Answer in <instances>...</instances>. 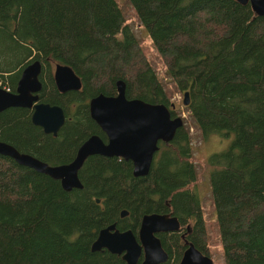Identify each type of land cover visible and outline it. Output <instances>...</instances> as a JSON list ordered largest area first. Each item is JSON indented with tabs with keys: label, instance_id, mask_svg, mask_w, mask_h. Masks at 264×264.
I'll list each match as a JSON object with an SVG mask.
<instances>
[{
	"label": "trees",
	"instance_id": "trees-1",
	"mask_svg": "<svg viewBox=\"0 0 264 264\" xmlns=\"http://www.w3.org/2000/svg\"><path fill=\"white\" fill-rule=\"evenodd\" d=\"M132 1L136 4L138 15L148 21L146 27L150 32L161 19L156 1ZM232 1L235 3H231L234 10L240 7L241 4ZM115 9L111 3L106 5L110 15L106 14L109 19L112 17V21L119 16L116 14L118 9L117 12ZM97 10L95 0H0V78L7 84L3 87L15 92L21 70L29 62L39 60L43 65L40 74V101L58 105L65 112V122L57 135L53 136L32 123L30 109H5L0 113L1 141L50 165L63 164L73 159L79 145L91 134H100L101 130L90 117L88 102L91 97L100 93L115 94L116 81L125 82L129 95H132L137 85L142 84L148 97L146 101L161 102L159 82L157 79H150V65L146 56L137 48L134 49L133 45V51L129 52V44L118 36V32L98 20ZM150 18L153 21L150 22ZM114 22L116 26L117 22ZM193 23V18L189 17L185 30L190 31L189 28L194 27ZM242 26L247 34L246 53L249 60L240 67L238 75L232 76V80L239 83V90L237 100L233 101V119L226 121L233 125V140L238 139L240 147L236 148L230 162L225 165L217 164L219 167L212 171L215 178L211 180L210 186L212 198L219 204L216 207L217 216L226 217L222 228L224 255L231 256L232 264H264V203H258V199L264 197L256 183L246 180V173L256 177L260 172V160L249 142L257 125L264 124V16L255 17L251 13ZM237 30L238 23L234 20L208 24L196 41L200 53L204 58L216 59L215 66L222 64L233 51L229 49L218 58V45L222 41L231 40ZM162 45L177 53L180 50L176 44L173 46L166 41ZM163 59L167 74L175 72L173 58ZM56 63L68 65L80 78L82 85L79 90L58 91L52 76V68ZM162 144L163 147L164 143ZM87 163L90 164L89 168L84 171V167L79 172V176L83 178V187L65 191L58 180L0 155V258L11 231L10 218L14 214L17 217L19 214L23 215L18 229L29 244V241L42 242L37 238L36 232L39 226L46 223L53 225L57 234L64 233V227L59 226L54 215L57 210L64 215L66 211L72 214L66 217L68 228L74 225L102 226V223L111 218L107 213L98 211L99 204L96 208H88L82 202L86 212L78 211L70 202L76 197H108L112 199L110 201L113 208L124 203L132 204L134 211H137L140 207H145L141 202H144L142 199L148 193L161 194L159 190L156 191L157 188L151 190L148 187L147 192L143 191L139 197L136 188L147 182L149 176L143 180L142 177H134L128 161L93 157ZM164 183L170 185L166 181ZM135 193L136 200L133 198ZM119 195L125 197L120 200L113 198ZM195 196L192 195L193 198ZM262 198L260 202H263ZM178 199L179 206L196 211L195 216L200 212L199 199H192L186 205L183 204V198ZM97 215L101 216L98 221L95 219ZM129 225L134 227L131 223ZM198 229L202 245L205 235L201 220ZM87 231L70 235L75 242L71 245L61 243L57 248L60 256H50L49 264H85L91 236L95 239L97 235V230L94 234ZM199 250L203 254L207 253L205 247L203 251L202 248ZM97 256L100 258L98 264L105 262L106 257H101L100 254ZM33 259L34 264H43L41 257ZM115 259L119 261L117 256Z\"/></svg>",
	"mask_w": 264,
	"mask_h": 264
},
{
	"label": "rangeland",
	"instance_id": "rangeland-1",
	"mask_svg": "<svg viewBox=\"0 0 264 264\" xmlns=\"http://www.w3.org/2000/svg\"><path fill=\"white\" fill-rule=\"evenodd\" d=\"M95 1L98 6L96 14L98 20L106 27L115 29L118 32V36L129 44V52H132L135 47L146 56L150 65V79H157L159 82L158 92L161 103L171 109L173 117L180 116L183 119V124L178 128L174 137L165 142L164 146L155 153L153 168L145 176V179L149 176L148 181L136 188L138 196L143 191L147 192L148 187L151 190L157 188L156 191L159 190L161 194L148 193L146 198L142 199L144 202H141L145 207H140L137 211H134L132 204L123 203L113 208L110 201L112 199L101 197L102 203L100 208L98 207V211L101 210L107 213L109 217L111 216L106 222L102 223V226L95 224L93 227H78L74 225L68 228L69 224L67 225L66 217L72 216V214L70 211H66L64 215V213L57 210L54 212L55 218L59 226L64 227L66 231L63 228L64 233H59V235L53 225L46 223L44 226H39L36 232L37 238L41 239L42 242L29 241V244L18 229L21 226L23 215L19 214L17 217L14 214L10 218L11 231L5 241L0 264H34L33 257H41L43 264H46V259L49 258V264L51 262L50 256L59 255L57 248L61 243L65 242L71 245L75 242L71 240L70 235L87 230L94 234L96 230L105 225L114 223L116 226L114 221H117L120 227H131L136 231L126 221L118 219L117 213L120 206L128 210L129 223L136 220V217L143 212L159 213L168 210L167 214H173L182 223L186 217L184 213L186 208L179 206L180 200L178 198H183V204L186 205L192 201V195H196V193L201 207L202 228L205 231V242L202 244V251L205 247L207 253L204 254L209 256L214 264H232L231 256L228 254L225 256L223 251L224 231L222 228L226 222V217L224 215L219 217L216 214V207L219 204L215 203L212 198L210 182L215 178L212 171L219 167L217 164L223 163L225 165L230 162L234 151L240 147L238 146L239 140H236V138L233 140L235 131L233 125H229L226 121L233 119V101L237 100L236 95L239 90V83L232 80V76L238 75L240 67L249 60H247L246 53L247 34L242 25L250 17L251 8L249 5H239L240 7L234 10V6L231 5V3H234L232 0H155L161 19L154 24L153 29L149 32L146 27L148 21L137 15L134 1ZM108 1L112 7L116 8L115 12L118 9L116 14L119 16L114 18L113 21L111 20L112 17L110 16L109 19L107 15H110V12L106 10V5L109 4ZM189 17L194 20V27H190V31L185 30L188 27L186 24ZM224 20L236 21L238 30L231 40L222 41L221 45H218L216 52L218 58L229 49H232L233 52L222 64L215 66L216 59L204 58L196 41H198L208 24ZM114 21L117 22L116 26ZM151 21L153 19L150 18ZM163 41L173 46L176 44L180 49L179 52L166 49L162 45ZM162 56L163 58H173L175 72L167 74L166 64ZM53 70L54 66L52 73ZM0 81L1 87L7 86L1 78ZM141 85H137L133 89L132 96L148 100L144 87ZM185 91H188L191 97L188 106H184L182 103ZM262 103L264 105V101ZM171 104H174V107H171ZM252 135L249 146L253 148L260 160V172L256 177H251L250 173H246V180L256 183V187L264 197V124L257 125ZM228 147L229 151L226 152ZM89 165V163L86 164L84 171L89 168ZM259 178H262V180H259ZM164 181L172 186L164 185ZM135 195L136 193L133 198L136 200ZM87 197L79 196L70 202L78 211L86 212L82 202L88 208H96L98 206L95 202L96 199H87ZM122 197H125V195L113 198L120 200ZM261 198L258 199L259 204L264 203V198H262L263 202H260ZM171 199L170 204L165 203V200ZM130 200L128 199V201ZM100 217V215H97L95 219L98 221ZM94 226L97 228L95 229ZM164 239L165 250L169 258L162 264H177L181 250L175 244L178 241L176 238L172 241H168L167 237H164ZM93 241L94 236H91L89 253L85 255V264H98L100 258H97V254L106 257L105 262L102 264H121L122 260L119 255H115L119 258L117 262L114 254L106 250L93 252L91 250Z\"/></svg>",
	"mask_w": 264,
	"mask_h": 264
},
{
	"label": "water",
	"instance_id": "water-1",
	"mask_svg": "<svg viewBox=\"0 0 264 264\" xmlns=\"http://www.w3.org/2000/svg\"><path fill=\"white\" fill-rule=\"evenodd\" d=\"M241 5H249L255 17L264 16V0H235ZM38 60L26 65L20 73L15 92L0 86V113L10 107L32 109L31 121L42 128L44 133L56 135L65 122V112L58 105L39 100L41 82ZM53 79L60 92L79 90L81 80L65 64L56 63ZM116 94L103 93L89 99L88 109L91 119L105 134V143L97 134L87 138L77 149L72 161L50 165L27 153L18 151L14 146L0 140V155L13 159L18 165L58 180L63 190L72 191L83 187L79 170L85 160L92 155L118 157L132 162L135 177L148 174L158 140L170 141L183 120L172 117L169 108L162 103H150L141 98L127 99L126 84L123 80L115 83ZM182 103H190L189 92L183 93ZM96 203H99L97 198ZM127 211H121L124 217ZM179 229L178 220L167 213L144 214L138 230V237L131 229L120 231L115 224L101 228L91 244L93 252L108 251L120 255L121 264H162L168 254L162 248L157 234L175 232ZM142 257L141 261L140 258ZM179 264H214L209 256L202 254L193 246L186 249Z\"/></svg>",
	"mask_w": 264,
	"mask_h": 264
},
{
	"label": "flooded vegetation",
	"instance_id": "flooded-vegetation-1",
	"mask_svg": "<svg viewBox=\"0 0 264 264\" xmlns=\"http://www.w3.org/2000/svg\"><path fill=\"white\" fill-rule=\"evenodd\" d=\"M116 6V5H115ZM136 13H137V15H138V12L136 11ZM34 61H36V60H34ZM39 61V60H38ZM33 61H31V62H29L28 64H30V63H32ZM40 62V64H41V70H40V73H39V80H40V74H41V71H42V67H43V65H42V62L41 61H39ZM28 64H26V65H28ZM55 66V65H54ZM53 72H54V70H53ZM52 76H53V73H52ZM41 82V81H40ZM41 85H42V83H41ZM42 88V87H41ZM116 94V93H115ZM115 94H110V95H108V96H113V95H115ZM125 96H126V98L127 99H132V98H136L135 96H132V95H128V93H127V86H126V89H125ZM189 99H190V101H191V97H190V93H189ZM39 100H40V98H39ZM144 100V99H143ZM146 101V100H145ZM147 102H150V101H147ZM150 103H152V102H150ZM156 103H161V102H156ZM171 107H174V104H171ZM62 108V107H61ZM169 108V107H168ZM27 109H29V108H27ZM31 111H32V109H30ZM169 112H170V114H171V116H172V113H171V109L169 108ZM32 114V113H31ZM173 117V116H172ZM36 126V125H35ZM98 126V125H97ZM39 127V126H38ZM62 127V126H61ZM99 127V126H98ZM41 128V127H40ZM42 129V128H41ZM100 129V128H99ZM101 130V129H100ZM59 131V130H58ZM177 132V131H176ZM58 133V132H57ZM46 134H50V133H46ZM176 134V133H175ZM53 135V134H52ZM57 135V134H56ZM56 135H53V136H56ZM91 135H94V134H91ZM90 135V136H91ZM97 135L106 143L107 142V140H106V136H105V134L102 132V131H100V134H98L97 133ZM89 136V137H90ZM88 137V138H89ZM84 142V141H83ZM82 142V143H83ZM81 143V144H82ZM162 143H165V142H163L162 140H158V142H157V148H156V151H155V153L157 152V151H159V149H161V147H162ZM80 146V145H79ZM79 148V147H78ZM77 148V149H78ZM77 152V151H76ZM155 153H154V155H155ZM75 155H76V153H75ZM154 155H153V159H152V163H151V167H150V170H149V172H148V174L150 173V171H151V169L153 168V163H154ZM75 157V156H74ZM73 157V158H74ZM93 157H105V158H118V157H106V156H102V155H92V156H89L86 160H85V162L83 163V165H82V167L80 168V170H79V172L81 171V169L82 168H84V167H86V164H87V162H88V160L89 159H91V158H93ZM119 159H123V158H119ZM73 160V159H72ZM72 160H70V161H72ZM124 160V159H123ZM69 161V162H70ZM126 161V160H125ZM128 162H130V164H131V171H132V169H133V165H132V162L131 161H129V160H127ZM69 162H67V163H69ZM64 164V163H63ZM148 174H146V175H144V176H139L142 180L145 178V176H147ZM134 176V175H133ZM135 177V176H134ZM138 178V177H137ZM155 193V192H154ZM94 199H97V197H95ZM98 199H101L100 197H98ZM193 199H199V197H198V195H197V193H196V196H195V198H193ZM170 202H172V199L171 200H165V203H169L170 204ZM101 203H102V201L100 200L99 201V203H97V204H99V205H101ZM166 206H168V204H166ZM199 209H201V207L199 206ZM127 211V214L124 216V217H121L120 216V213H121V211ZM169 211V210H168ZM168 211H165V212H159V213H166V212H168ZM196 211H193L192 209H187V210H185V215H186V217H185V219H184V222H180L179 221V219H178V217H176V216H174L173 214H168L169 216H174V217H176L177 218V220H178V224H179V229L176 231V232H167V233H164V232H161V233H158L157 234V236H158V238L160 239V241H161V245H162V248H164V250H165V243L163 242V239H164V237H167L168 238V240H173L174 238H176V240L178 241V243H175L181 250H180V253H179V260H181L180 258H182L181 256H183V253H184V251L186 250V249H188L190 246H193L194 248H196L198 251H200L199 249H201L202 248V245H201V240L199 239V236L200 235H198V233H200V230L198 229V225H199V221L201 220L202 221V213H201V211L199 212V213H197V216H195L194 215V213H195ZM149 213H152V212H143V213H141L140 214V216L138 215L137 217H136V220H134V221H130V223L131 224H133L134 225V229H136V231L135 230H133L131 227H120V226H118V222L117 221H114L115 223H116V226H115V228L116 229H118V230H120V231H123V230H126V229H131L134 233H135V235H136V237H138V230H139V227H140V223H141V219H142V216L144 215V214H149ZM153 213H155V212H153ZM198 214L200 215V219H198ZM117 216H118V219L119 220H124V221H126L128 224H129V216H128V210L127 209H125L124 207H119V211H118V213H117ZM105 226H107V225H105ZM105 226H103V227H105ZM103 227H100L99 228V230L101 229V228H103ZM99 230H97V233H98V231ZM203 234L205 235V231L203 230ZM161 237H162V239H161ZM203 240L205 241V239H204V236H203ZM164 241H166L165 239H164ZM199 248V249H198ZM201 252V251H200ZM202 253V252H201ZM203 254V253H202ZM205 255V254H204ZM120 256V255H119ZM141 259H142V257L140 258V261H141ZM179 260H178V264H179Z\"/></svg>",
	"mask_w": 264,
	"mask_h": 264
},
{
	"label": "bare ground",
	"instance_id": "bare-ground-1",
	"mask_svg": "<svg viewBox=\"0 0 264 264\" xmlns=\"http://www.w3.org/2000/svg\"><path fill=\"white\" fill-rule=\"evenodd\" d=\"M180 117V116H179ZM183 120V119H182Z\"/></svg>",
	"mask_w": 264,
	"mask_h": 264
},
{
	"label": "built area",
	"instance_id": "built-area-1",
	"mask_svg": "<svg viewBox=\"0 0 264 264\" xmlns=\"http://www.w3.org/2000/svg\"><path fill=\"white\" fill-rule=\"evenodd\" d=\"M8 90V89H7Z\"/></svg>",
	"mask_w": 264,
	"mask_h": 264
}]
</instances>
